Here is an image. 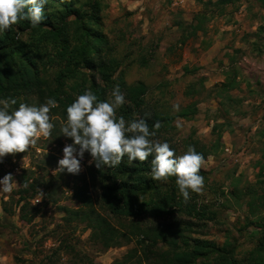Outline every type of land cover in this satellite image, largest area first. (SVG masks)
<instances>
[{"label": "rangeland", "instance_id": "rangeland-1", "mask_svg": "<svg viewBox=\"0 0 264 264\" xmlns=\"http://www.w3.org/2000/svg\"><path fill=\"white\" fill-rule=\"evenodd\" d=\"M86 1L77 0L75 5ZM96 1L104 33L111 40L107 59H111L112 79L131 85L144 82L148 104L165 114L175 115L194 104L198 110L193 117L174 118L176 138L192 135L207 142L214 139V131L222 134L220 148L202 164L203 190L190 193L205 214L189 235L230 254L235 264H264L263 4L257 0H184L178 5L174 0ZM18 28L17 22L8 34L25 38L26 32ZM47 67L41 74L55 88L60 61L54 59ZM233 76L237 86L220 91V84ZM67 84H74L73 79ZM85 87L89 89V82ZM70 91L78 96L76 90ZM27 96H21V103L41 105L36 93ZM49 116L54 128L48 138L41 136L27 151L0 160V178L11 173L17 183L11 193L0 194V242L13 252L16 264H115L134 243L104 249L91 238L86 222L77 216L67 218L64 207L79 206L72 197L76 176L54 170L58 154L72 141L60 132L62 121L52 109ZM88 165L81 166L79 173ZM24 172L50 182L48 189L41 185L31 197L36 209L30 211L29 206L25 218L14 204ZM91 189L96 194L100 186L91 184ZM158 219L164 224L170 221L166 216ZM62 237L74 251L55 252ZM217 257L216 253L198 264H218Z\"/></svg>", "mask_w": 264, "mask_h": 264}, {"label": "trees", "instance_id": "trees-1", "mask_svg": "<svg viewBox=\"0 0 264 264\" xmlns=\"http://www.w3.org/2000/svg\"><path fill=\"white\" fill-rule=\"evenodd\" d=\"M76 1L48 0L45 19L35 28L28 20L18 21V29L26 32L20 31L25 38L21 35L17 37V34L9 35L11 30L0 33V99L14 98L17 101L9 111L18 108L21 96L27 99L29 93H36L41 98V104L47 98L57 101L58 106L52 110L64 124L66 108L77 97L70 90H76L81 95L86 89L85 83L89 82V89L100 100H107L109 91L118 84L126 103L118 109L117 117L123 116L126 122L144 119L150 131L156 133L152 139L167 141L177 156L183 155L189 145L202 153L204 159L216 153L222 144L220 131H214V139L207 142L192 135L187 138L173 135L176 129L174 118L193 117L198 110L194 104L181 108L175 115L165 114L148 104L144 82L131 85L125 80L112 79L111 59H107L111 40L104 33L99 4L96 0H88L76 6ZM257 1L264 7V0ZM54 59L60 61V68L54 77L56 86L52 88L41 73ZM81 74L82 82L78 83ZM69 79H73L74 84L68 85ZM98 79H102L103 83ZM236 86V76H233L222 82L219 88L225 91ZM220 91L216 95L220 96ZM157 122L159 127L153 129ZM215 127L217 129L219 125ZM88 156L91 157L90 154ZM152 158L149 156L144 162L129 163L125 156L115 168L97 167L91 161L84 173L75 174L72 197L79 206L75 209L64 207L67 218L77 216L80 221L86 222V227L91 229V238L104 249L133 242L134 246L115 264H198L201 260L211 259L216 253L218 264H235L236 260L230 254H223L207 240L189 235L205 212L200 211L193 198L184 202L175 177H169L166 183L152 180ZM22 179V188L14 204L21 212L24 211L22 216L25 218L27 209L32 205L31 197L40 192L41 185L48 189L50 182L45 177L32 178L31 172H24ZM91 184L100 186L99 193H94ZM3 202L6 203L4 199ZM35 209L31 206L29 210ZM183 214L188 217H182ZM165 216L170 219L168 224L159 223L158 218ZM153 217L155 220H152ZM70 247L67 238L62 237L55 252L71 253L75 247L66 249Z\"/></svg>", "mask_w": 264, "mask_h": 264}, {"label": "clouds", "instance_id": "clouds-1", "mask_svg": "<svg viewBox=\"0 0 264 264\" xmlns=\"http://www.w3.org/2000/svg\"><path fill=\"white\" fill-rule=\"evenodd\" d=\"M48 0H0V33L10 30L18 21L28 20L33 28L45 19ZM16 99H0V160L7 154L22 153L37 143L42 136L51 135L54 124L50 121V109L58 106L54 98H47L39 106L20 103L9 111ZM126 103L120 86L114 85L111 98L100 100L90 89H85L67 106L66 122L60 129L72 143L63 147V156L58 160L54 172L67 171L78 174L81 160L87 152L97 167L115 168L126 156L129 163L144 162L149 156L150 177L156 181H167L175 177V184L184 202L190 193L203 190L204 178L200 170L204 156L191 145L177 156L167 141L152 139L156 133L150 131L144 119L125 121L117 117L116 110ZM159 127V122L153 129ZM17 185L11 173L0 178V194L11 193ZM26 186V185H25Z\"/></svg>", "mask_w": 264, "mask_h": 264}, {"label": "crops", "instance_id": "crops-1", "mask_svg": "<svg viewBox=\"0 0 264 264\" xmlns=\"http://www.w3.org/2000/svg\"><path fill=\"white\" fill-rule=\"evenodd\" d=\"M0 212H1V208H0ZM0 229H3V227H1V222H0ZM0 240L3 239L0 238ZM13 259H14V255L13 252L10 250V248L0 242V264H16Z\"/></svg>", "mask_w": 264, "mask_h": 264}, {"label": "built area", "instance_id": "built-area-1", "mask_svg": "<svg viewBox=\"0 0 264 264\" xmlns=\"http://www.w3.org/2000/svg\"><path fill=\"white\" fill-rule=\"evenodd\" d=\"M184 0H174L173 4L174 5H178L180 3H182ZM63 156V153L62 154H58V158L57 160L61 159ZM91 163V160L90 159H87L85 156H83V159L81 160V166L82 167H85L86 164H90Z\"/></svg>", "mask_w": 264, "mask_h": 264}]
</instances>
